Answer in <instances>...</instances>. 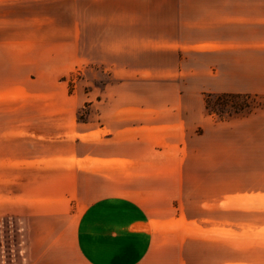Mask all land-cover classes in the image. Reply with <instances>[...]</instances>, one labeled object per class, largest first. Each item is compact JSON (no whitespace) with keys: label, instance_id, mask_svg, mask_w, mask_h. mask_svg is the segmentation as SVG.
<instances>
[{"label":"crops","instance_id":"crops-1","mask_svg":"<svg viewBox=\"0 0 264 264\" xmlns=\"http://www.w3.org/2000/svg\"><path fill=\"white\" fill-rule=\"evenodd\" d=\"M51 1L63 0H24ZM71 3L84 20L68 43L42 17L0 24V222L15 224L24 264H192L181 226L201 218L178 200L207 172L188 153L201 95L264 91V12L256 0ZM86 64L113 82L69 94L61 77Z\"/></svg>","mask_w":264,"mask_h":264},{"label":"rangeland","instance_id":"rangeland-1","mask_svg":"<svg viewBox=\"0 0 264 264\" xmlns=\"http://www.w3.org/2000/svg\"><path fill=\"white\" fill-rule=\"evenodd\" d=\"M8 1L11 6L4 7ZM262 12L264 0H256V14ZM29 17H42V22L48 23L43 25L48 36L62 37L65 43L71 40L73 23L84 20L81 12L73 13L71 0L37 5L24 0H0V24ZM257 31V38L263 39L264 30L258 27ZM0 35L6 36L7 31ZM68 48L64 46L65 53ZM76 50L84 55L89 48L79 46ZM61 80L68 85L69 94L78 86L87 91L113 82L100 67L90 64L69 71ZM224 94L201 95L203 124L193 127L188 144L190 164L204 167L207 172L192 175L195 182L184 191V199L178 200L185 204L181 212L201 218L181 226L184 235L191 237L186 241L185 260L192 264H212L217 260L222 264H264V91L216 99ZM245 105L247 110L233 113L234 107ZM88 114V110H82L80 120H88ZM14 225L0 222V264L25 263L20 248L22 237L11 233L17 232Z\"/></svg>","mask_w":264,"mask_h":264},{"label":"trees","instance_id":"trees-1","mask_svg":"<svg viewBox=\"0 0 264 264\" xmlns=\"http://www.w3.org/2000/svg\"><path fill=\"white\" fill-rule=\"evenodd\" d=\"M225 95V96H224ZM224 95H222V96H218V97H216V99L217 100H219V99H222V98H226V97H232V98H236L237 96H239V95H232V94H224ZM247 108H248V106L247 105H245L244 107H240V106H237V107H234L233 108V113H239V112H242V111H244L245 109L247 110ZM219 111V110H218ZM217 111V112H218ZM229 116H230V114H228Z\"/></svg>","mask_w":264,"mask_h":264}]
</instances>
